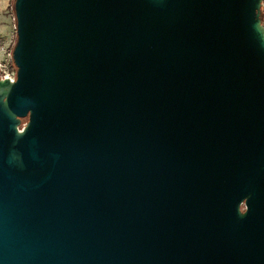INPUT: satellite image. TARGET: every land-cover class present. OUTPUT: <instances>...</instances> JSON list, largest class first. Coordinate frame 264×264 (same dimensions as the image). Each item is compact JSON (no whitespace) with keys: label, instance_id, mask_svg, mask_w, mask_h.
<instances>
[{"label":"water","instance_id":"1","mask_svg":"<svg viewBox=\"0 0 264 264\" xmlns=\"http://www.w3.org/2000/svg\"><path fill=\"white\" fill-rule=\"evenodd\" d=\"M263 6L14 0L0 264H264Z\"/></svg>","mask_w":264,"mask_h":264},{"label":"rangeland","instance_id":"2","mask_svg":"<svg viewBox=\"0 0 264 264\" xmlns=\"http://www.w3.org/2000/svg\"><path fill=\"white\" fill-rule=\"evenodd\" d=\"M12 5L13 0H0V64L5 71L14 70L11 51L16 41V33ZM262 8L264 11V6Z\"/></svg>","mask_w":264,"mask_h":264},{"label":"built area","instance_id":"3","mask_svg":"<svg viewBox=\"0 0 264 264\" xmlns=\"http://www.w3.org/2000/svg\"><path fill=\"white\" fill-rule=\"evenodd\" d=\"M0 71L2 72L0 74L1 77H9L10 79H13L14 78V70H12V71H5V70H3V67L0 64Z\"/></svg>","mask_w":264,"mask_h":264},{"label":"trees","instance_id":"4","mask_svg":"<svg viewBox=\"0 0 264 264\" xmlns=\"http://www.w3.org/2000/svg\"><path fill=\"white\" fill-rule=\"evenodd\" d=\"M12 10H13V5H12ZM261 18L264 19V11H263V8H261ZM25 120L26 119H23L22 122H24Z\"/></svg>","mask_w":264,"mask_h":264},{"label":"crops","instance_id":"5","mask_svg":"<svg viewBox=\"0 0 264 264\" xmlns=\"http://www.w3.org/2000/svg\"><path fill=\"white\" fill-rule=\"evenodd\" d=\"M0 21L2 22V18H0Z\"/></svg>","mask_w":264,"mask_h":264}]
</instances>
